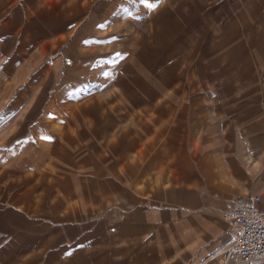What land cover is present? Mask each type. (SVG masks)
<instances>
[{
	"label": "rangeland",
	"instance_id": "374dc122",
	"mask_svg": "<svg viewBox=\"0 0 264 264\" xmlns=\"http://www.w3.org/2000/svg\"><path fill=\"white\" fill-rule=\"evenodd\" d=\"M218 189L264 201V0H0V264Z\"/></svg>",
	"mask_w": 264,
	"mask_h": 264
},
{
	"label": "crops",
	"instance_id": "0c3cea01",
	"mask_svg": "<svg viewBox=\"0 0 264 264\" xmlns=\"http://www.w3.org/2000/svg\"><path fill=\"white\" fill-rule=\"evenodd\" d=\"M210 182L204 184L208 192L212 190ZM218 190L220 195L215 194L214 200L180 202V208L168 209L160 219L152 212L145 218L142 209L128 218L123 216L105 228L104 236H91L89 241L76 244L82 256L79 258L75 249L73 262H67L70 251L59 246L55 262L49 260V251L38 248L17 252L16 264H220V253L229 246L230 239L228 225L222 218L224 204L228 197L243 194ZM222 237L227 239L223 247ZM220 248L218 258L211 256Z\"/></svg>",
	"mask_w": 264,
	"mask_h": 264
},
{
	"label": "built area",
	"instance_id": "2783aa9c",
	"mask_svg": "<svg viewBox=\"0 0 264 264\" xmlns=\"http://www.w3.org/2000/svg\"><path fill=\"white\" fill-rule=\"evenodd\" d=\"M260 195H232L222 218L229 228V246L220 264H264V208Z\"/></svg>",
	"mask_w": 264,
	"mask_h": 264
},
{
	"label": "snow or ice",
	"instance_id": "6c2138e0",
	"mask_svg": "<svg viewBox=\"0 0 264 264\" xmlns=\"http://www.w3.org/2000/svg\"><path fill=\"white\" fill-rule=\"evenodd\" d=\"M140 4L146 5L149 9H155L157 7V4L159 3V0H153V2H149V0H139ZM117 56L120 54L117 53ZM105 75H108L107 73ZM45 139H50V137H45Z\"/></svg>",
	"mask_w": 264,
	"mask_h": 264
}]
</instances>
